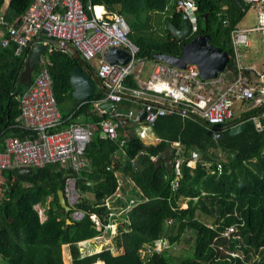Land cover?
I'll use <instances>...</instances> for the list:
<instances>
[{"label":"trees","instance_id":"obj_1","mask_svg":"<svg viewBox=\"0 0 264 264\" xmlns=\"http://www.w3.org/2000/svg\"><path fill=\"white\" fill-rule=\"evenodd\" d=\"M32 1L0 0V16L12 24L25 14ZM81 2L87 12L90 4L104 5L108 10L123 15L130 24L129 38L139 44V55L146 61L155 60L154 54L181 55L183 41H178L167 30L168 21L181 25L176 0L165 17L162 14L169 0ZM194 2L198 34H209L212 44L232 55L226 72L236 74L231 35L250 7L243 3V8H240L232 0ZM203 15H206L204 20ZM6 35V27L0 26V39ZM41 36L57 40L47 34ZM40 46H34L31 51V46H28L24 54L17 55L15 43L6 48L0 45V149L8 137L36 135L35 131L30 130L32 133L15 124L21 113L19 96L34 83V79L25 83L21 81L25 61L29 70L35 68V73L41 70L39 65L33 66L34 60L37 64L40 61L38 56L47 51L45 45ZM35 48L42 53L37 56ZM28 53L34 59H27ZM48 53L52 64L48 71L58 104L71 95L70 75L78 62L70 53L60 49H51ZM126 84L137 88L133 76L127 78ZM102 98L104 95L90 98L81 104L79 113L90 116L91 104ZM100 113L96 109L91 117ZM66 116L62 115V122L50 131L67 128ZM108 117V114H103L93 122L99 126ZM221 127L204 125L176 111L159 118L152 129L153 135L161 139L159 143L145 141L135 128L127 129L124 136L120 135L121 129H117L119 137L114 139L101 136L98 128L85 145L83 165L78 170L50 164L32 169L28 177L20 174V169L2 171V175L7 174V179L0 185V264H72L69 257L66 258L67 263L63 260L64 246L70 248L73 264H264V130L257 131L253 123L247 121L240 135L231 137L229 131H225V137L218 141L216 135L221 133L218 129ZM176 142L182 153L178 170L174 167ZM223 149L237 150L236 158L222 163V175H212L205 164L210 163L211 168L216 169L218 155ZM119 150L124 154V162L113 165L112 155ZM168 150L170 171L167 172L164 159L156 170L153 158L166 154ZM193 150H197L201 159L189 166ZM112 165V170L107 171L106 168ZM121 167L143 201L123 214L125 220L113 235L110 246L91 254L81 253L79 245L102 237L110 223V214H121L127 206L128 202L119 203L120 200L118 203L110 202L122 190L121 179L116 173ZM69 179L75 181L79 196L66 213L58 203L57 192L62 191L66 195ZM173 181L178 182L176 194L172 190ZM86 182L96 184L91 187ZM86 194H91L92 198ZM176 196L189 198L186 208L177 205ZM37 205L44 207V221L40 220L35 209ZM75 212H83L85 217L76 220L73 217ZM201 214L213 218L212 223L204 221ZM92 215L100 217L102 230L91 220ZM68 220L72 223L68 224ZM231 225H236V231L224 236L222 232ZM159 241L165 242V247L155 251ZM181 241L194 243L192 253L172 255L171 246L179 245ZM230 253L241 255L232 257Z\"/></svg>","mask_w":264,"mask_h":264},{"label":"built area","instance_id":"obj_2","mask_svg":"<svg viewBox=\"0 0 264 264\" xmlns=\"http://www.w3.org/2000/svg\"><path fill=\"white\" fill-rule=\"evenodd\" d=\"M241 1L255 10L257 26L249 28L238 26L232 32L237 73L225 70L214 79L202 78L195 64H187L182 69L163 61L153 60L149 78L140 81L139 77L145 68L146 60L139 55V46L129 38L130 27L126 18L116 11L108 10L104 5L90 4L87 12L81 0H33L25 14L12 24L6 23L0 16V26H5L7 32L6 36L1 37L0 45L6 48L11 43H15L16 54L22 55L35 38L45 33L74 46L86 61L98 57V77L109 91L106 100L116 104L128 98L144 100L143 111L146 112L144 122L147 128L140 132V136L145 141L161 142L160 138L149 136L148 131L155 127L159 118L172 115L177 109L192 113L213 127L235 126L251 121L257 131H262L264 130L262 122L264 70L254 72L252 69L244 68L241 64L243 56L241 49L242 46H251L249 40L251 33L258 32L264 39V0ZM175 6L177 11L187 14L192 23L191 32L188 33L186 40L198 35L194 0H176ZM111 47L128 52V61L125 64L107 62L105 55ZM246 71L248 73H245ZM228 73H231L233 78L229 79ZM129 76H133L137 88L126 84ZM148 97L155 100H148ZM19 98L21 113L16 119L15 126L35 131L36 135L27 138L11 136L3 141V147L0 149V173L10 169H41L50 164L78 170L83 165L82 154L85 145L96 128L100 126L108 138L114 139L118 136V123L107 119L99 126L70 123L67 128L51 132L52 128L62 122V115L47 68L38 74L31 87ZM166 102L170 104L169 107L158 104ZM238 104H241L239 109L241 114L236 118L235 110ZM248 114V118L244 117ZM128 117L134 122L140 120L132 111L128 112ZM237 120L239 121L236 122ZM175 146L177 149L174 153V167L178 170L182 163V153L179 143L176 142ZM236 155L235 149H223L218 155L216 169H212L210 163H206L205 166L212 175L216 173L222 175V163L235 159ZM200 159L201 155L197 150H193L189 156V166L197 164ZM153 160L156 161L157 158ZM112 167H107L106 170L111 171ZM69 181L66 182V194L75 193L78 197L75 183L71 184V181L68 183ZM177 186L178 182L173 181L172 190L175 194ZM188 199L176 196L175 202L180 208H186ZM141 201L143 200L130 199L121 214L127 213ZM73 215L76 220L84 218L82 212H75ZM112 217H114L113 213L110 214V220ZM90 218L96 227L102 230L101 220L95 215ZM106 228L111 230V235H114L118 229L117 226L113 228L110 223ZM235 231L236 225H231L225 228L222 234L230 236ZM162 243L165 242L156 243L155 251L165 247H161ZM230 255L236 257L238 254L230 253Z\"/></svg>","mask_w":264,"mask_h":264},{"label":"water","instance_id":"obj_3","mask_svg":"<svg viewBox=\"0 0 264 264\" xmlns=\"http://www.w3.org/2000/svg\"><path fill=\"white\" fill-rule=\"evenodd\" d=\"M235 2L240 8H243L244 4L241 0H232ZM206 15L202 16L204 20ZM192 23L191 20L188 19L187 14L181 13V25L178 26L171 22H167V30L170 31L174 37L178 41H183L181 45L182 53L180 56H174L169 54H154L153 57L155 60L163 61L169 65L184 69L187 64H195L198 66L200 75L205 80L216 78L219 73H222L226 70L227 66L232 61V55L224 51L221 47L215 46L211 43V37L207 33H199L193 38L186 40L188 37V33L191 32ZM59 48L68 51L71 55L75 57L79 64L87 71L86 73L82 70L81 67L75 66L72 69L70 75V84L72 86L73 92L72 97L78 103H85L90 98H92L94 93L95 86L103 87L100 79L96 76L92 69L88 67V65L83 61L79 52L76 50L74 46L69 44L66 41L55 40L54 41ZM129 59V53L124 49L111 47L107 51L105 55V60L111 64H115L117 62L125 64ZM32 71L27 69L26 73L22 75L21 81L22 83L31 82L32 80ZM104 93H109L108 89L105 87L102 88ZM116 103L107 100L103 102H99L96 107L98 109L103 110L107 114H111L114 110ZM177 112L183 114L185 117L193 118L200 123L207 125L205 121L199 119L192 113L187 111H183L177 109ZM140 122H143L146 118V112L142 111L139 114ZM246 128V123H241L235 126H227L225 127V131H229V135L231 137H236L242 133V131ZM221 132V131H220ZM104 136L105 133H104ZM224 132L218 133L216 135V139L219 141L221 138H224ZM170 150L164 155H161L155 161L156 170L161 166L162 159L166 162L167 172L170 171L171 163H170ZM32 171L30 168L20 169V174L25 177H28V174ZM96 183L87 182L86 185L94 187ZM58 203L61 208L68 213L72 206L68 201H66V197L62 191L57 192ZM68 224L72 222L70 220L67 221Z\"/></svg>","mask_w":264,"mask_h":264},{"label":"crops","instance_id":"obj_4","mask_svg":"<svg viewBox=\"0 0 264 264\" xmlns=\"http://www.w3.org/2000/svg\"><path fill=\"white\" fill-rule=\"evenodd\" d=\"M239 26L241 27V24H239ZM43 34H45V33H43ZM41 35H42V33H41ZM39 36L34 42H32V46L30 47V50L29 51H31V49L34 47V46H36V45H41L40 47L42 48V45H45L46 47H47V51L45 52V53H42V52H37L38 50L35 48V50H34V53L38 56L39 54H41L42 53V55L41 56H38L39 57V59H40V61L39 62H37V64H35V60H34V67H36V65H39L40 66V68H41V70H39L37 73H35V68H31L30 70L32 71V80L34 79V81H35V79H36V77L38 76V74L43 70V69H45V68H47V69H49V67L52 65L51 64V62H50V59H49V53L48 52H50L51 51V49H60V50H63V49H61V48H59V46L54 42L55 40H50V39H44L42 36ZM50 50V51H49ZM63 51H66V50H63ZM66 52H68V51H66ZM69 53V52H68ZM28 56V57H27ZM27 59H34V57L33 56H31L30 55V53H28L27 54ZM73 56V55H72ZM81 56V55H80ZM82 57V56H81ZM82 59H83V57H82ZM27 61V60H26ZM26 61H25V65H24V69H23V73H22V75L23 74H25L26 73V71H27V69H29V67L26 65L27 63H26ZM83 61L88 65V61H86V60H84L83 59ZM153 61V60H152ZM152 61H150L151 63H152ZM78 62V61H77ZM43 65H45V66H43ZM77 66H79V67H81L82 68V70L86 73L87 71H85V69H83V67L81 66V64H79L78 63V65ZM88 67L90 68V69H92L89 65H88ZM93 70V69H92ZM144 71V70H143ZM151 71V70H150ZM93 72H94V74L96 75V76H98V71H94L93 70ZM142 74H143V72L141 73V75H140V77H139V80L140 81H146L148 78H149V75H150V72L148 73V77L147 78H141L142 77ZM22 77V76H21ZM228 77H229V79H231V78H233V75L231 74V73H228ZM99 78V77H98ZM31 80V81H32ZM134 80V79H133ZM101 81V80H100ZM135 83H136V81H135ZM101 84H102V82H101ZM136 85H137V83H136ZM70 86H71V84H70ZM102 86L104 87V85L102 84ZM103 87H100V86H95V88H94V93H95V95H104V98H102L100 101H98V102H94V103H92L91 104V110H90V112H91V115H92V113L94 112V110H96V109H98V107H96V105H98V103L99 102H103V101H107L106 99H107V96H106V94L107 93H104V91H103ZM71 88H72V86H71ZM29 89V88H28ZM27 89V90H28ZM26 90V91H27ZM72 92H73V89H72V91H71V95H70V97H68V98H64V100L63 101H61V102H58V108H59V111H60V113H61V115H63V116H65V115H67L65 118H66V120H65V122H67L68 124H70V123H79V124H89V125H92V126H95V123L93 122V121H95V119L96 118H100V117H102V115L103 114H107V113H105L103 110H100V109H98V110H100L101 111V113L100 114H93V117H91V115L90 116H87V114L85 113H79V107L81 106V104H83V103H78V104H76V101L74 100V98L72 97ZM94 95V96H95ZM93 96V97H94ZM148 100H155V99H152V98H150V97H148L147 98ZM127 101H122V102H119L118 104H116V106H115V108H114V110L111 112V114H108L109 115V117L107 118V120H110V119H114V120H112L113 122H117L118 123V125H119V127L117 128V129H121V133H120V135L121 136H124L125 134H126V130L127 129H130V128H135L136 130H138L139 132H141L143 129H144V127H145V125H146V123L143 121V122H140V120H139V122H134L133 121V119L132 118H129L128 117V112L129 111H132V112H134V113H136L137 115H138V117H139V114L143 111V102H144V100H141V99H133V100H128V99H126ZM86 103V102H85ZM158 104H160V105H163V106H167V107H169L170 106V104L169 103H158ZM241 108H243V107H241ZM239 109H240V107H239ZM244 109V108H243ZM240 111V110H239ZM241 112V111H240ZM64 118V119H65ZM120 119V120H119ZM67 124V125H68ZM142 126H144V127H142ZM96 129H98V128H96ZM95 129V131H98V130H96ZM94 131V132H95ZM93 132V133H94ZM100 132V135L101 136H103V137H106V136H104V132L102 131V130H100L99 131ZM118 133V132H117ZM148 133H149V136H151V137H154L153 136V133H152V130H150V131H148ZM3 141H5V140H3ZM124 154H123V152H122V150H119V152H117V153H114L113 155H112V157H113V160H114V162H113V165H114V163L116 162H118V163H120V164H123V162H124V156H123ZM112 165V166H113ZM122 166V165H121ZM113 168V167H112ZM119 171H121L122 173H123V170H122V167L120 168V169H118L117 170V172H119ZM116 172V173H117ZM69 180H72V179H69ZM73 182H74V180H73ZM75 183V182H74ZM87 183V182H86ZM121 187H122V190H121V192L116 196V198H112L111 200H110V202L111 203H118V201L120 200L121 202H119V203H123V202H128L130 199H132V198H135V199H137V200H141L140 199V197L138 196L137 198L136 197H132V198H130L129 197V192L134 188V185L129 181V179L124 175V173H123V179H121ZM78 194V193H77ZM91 195V194H90ZM79 196V195H78ZM86 196L87 197H89V198H92V196L90 197V196H88V194H86ZM65 197H66V195H65ZM125 197H129V198H127V200H125L124 201V199H126ZM67 198V197H66ZM114 199V200H113ZM48 200H50V199H48ZM68 201V200H67ZM35 209L38 211V213L40 214L39 216H40V220L41 221H44L45 219H46V216L44 215V207L43 206H40V205H37L36 207H35ZM114 214V217H112L111 218V220H110V225L111 226H113V228L114 227H119V225L121 224V221H119V215H117V214H115V213H113ZM121 215V214H120ZM123 215V214H122ZM117 222H119V223H117ZM116 224V225H115ZM119 224V225H118ZM109 225V224H108ZM111 230H108V228H105V232H104V234H103V236L102 237H100V238H96V239H93V240H89V241H87V242H83V243H81V245H79V247L81 248L80 249V252L81 251H83V252H86V253H88V254H91V253H93L94 251H90V249H92V248H87L86 249V251L84 250V247L87 245V246H89V243H92L93 242V247L94 246H98V245H96V241H100V246L101 247H106V246H110L111 245V243H112V238H113V235H111V232H110ZM107 234H108V236H107ZM98 239H100V240H98ZM63 248H66V249H68V252H69V250H70V248L68 247V246H64ZM102 248V249H103ZM101 251V250H100ZM68 252H67V255H65L64 254V250H63V260H64V262L65 263H67L66 262V257H69L70 259H71V263L73 264V259H72V257H71V253L70 254H68ZM70 262V261H69ZM98 263H101V264H103L102 262H98Z\"/></svg>","mask_w":264,"mask_h":264},{"label":"rangeland","instance_id":"obj_5","mask_svg":"<svg viewBox=\"0 0 264 264\" xmlns=\"http://www.w3.org/2000/svg\"><path fill=\"white\" fill-rule=\"evenodd\" d=\"M173 5H174V0H169L167 9H166V11L163 12L162 16L165 17V14L171 12V10L173 9ZM154 23H156V22L154 21ZM240 24H241L242 28L256 27L257 26V16H256L255 10L252 8H249L246 16L244 17L243 21ZM162 26H163V23H162ZM249 40L251 41L250 47L242 46L241 52L243 54V57H241V64L244 68L252 69L254 72L255 71L261 72L264 70V39L258 32H254V33L249 34ZM88 64L94 71H98V68H99L98 57H96V59H94L92 61H88ZM151 68H152V63L150 61H145V68H144V71H143V74L141 77L142 79L148 77V73L150 72ZM240 106H241V104L236 105V110H235L236 118L239 117L241 114V112L239 111ZM243 108L246 109L245 107H243ZM142 127H144V126H142ZM144 128H147L146 125ZM117 175L120 177V179H123V173L121 171L117 172ZM6 179H7V174L2 175L0 173V185H3V182H5ZM70 181H71V184L74 183L73 180H70ZM70 181L68 183H70ZM88 196L91 197L92 195L88 194ZM66 197H67V200L71 206H73L74 203L78 199V197L75 196V193H73L72 195H70V193H68V195ZM129 197L130 198H132V197L137 198L138 197L134 188L129 192ZM129 197H125L126 199H124V201L127 200V198H129ZM113 198H116V196ZM73 217H74V215H73ZM118 217H119V221H121V222H123L125 220L124 216L122 214L119 215ZM200 217L202 219H204V221H206L209 224L212 223V221H213V218L208 217L204 214H201ZM117 223H119V222H117ZM98 240H100V239H98ZM95 243L98 246L93 247V242H92V243H89V246L86 245L84 247V250L86 251V249L89 247L92 248V249H90L91 252L102 250L103 247L100 246V241H96ZM164 246H165V243H162L161 247H164ZM192 246L194 249L195 245L193 242L181 241L179 243V245L171 246L170 251L172 252V255L186 256V255L192 253V251H191ZM63 250H64V254L67 255L68 249L63 248ZM147 251H148V249L143 251V256H145ZM81 253L86 254V252H83V251H81ZM227 253L228 252H226V254ZM68 254H70V250H69ZM235 254H237V253H235ZM239 255H241V254H239ZM250 263H252V262H249V264Z\"/></svg>","mask_w":264,"mask_h":264},{"label":"bare ground","instance_id":"obj_6","mask_svg":"<svg viewBox=\"0 0 264 264\" xmlns=\"http://www.w3.org/2000/svg\"><path fill=\"white\" fill-rule=\"evenodd\" d=\"M99 9V8H98ZM119 13V12H118ZM127 20V19H126ZM128 24H129V22H128ZM130 25V24H129ZM43 34V33H42ZM251 42V41H250ZM13 44V43H12ZM139 45V44H138ZM29 46H32V44L31 45H29ZM9 47V46H8ZM244 48V47H243ZM141 49V48H140ZM28 51V50H27ZM24 54V53H23ZM243 57V56H242ZM234 61V60H233ZM89 65V64H88ZM43 66H45V65H43ZM229 66V65H228ZM247 69V68H246ZM247 73V72H246ZM130 77V76H129ZM128 77V78H129ZM53 80V79H52ZM54 84V83H53ZM54 86V85H53ZM54 89V88H53ZM55 93V92H54ZM55 96H56V94H55ZM123 101V100H122ZM121 101V102H122ZM176 113V112H175ZM165 117V116H164ZM110 120H114V119H110ZM120 120V119H119ZM157 124V123H156ZM21 127V126H20ZM60 127H61V125H60ZM60 127H58V128H60ZM99 128H100V126H99ZM27 130V129H26ZM30 131V130H29ZM30 132H32V131H30ZM96 132V131H95ZM33 133V132H32ZM31 133V134H32ZM118 134V133H117ZM94 137V136H93ZM119 137V136H118ZM117 137V138H118ZM92 140V139H91ZM122 142H124V141H122ZM124 145V144H123ZM87 147V146H86ZM86 150V149H85ZM84 160V159H83ZM133 161H135V160H133ZM136 164V163H135ZM50 166V165H49ZM60 166V165H59ZM136 167V166H135ZM17 170V169H16ZM3 172H5V171H3ZM71 177V176H70ZM76 180V179H75ZM75 182V181H74ZM75 189H76V187H75ZM79 195V194H78ZM69 197V196H68ZM80 199H81V197H80ZM78 200V199H77ZM77 211V210H76ZM83 213V212H82ZM85 217V216H84ZM98 218H100V217H98ZM81 220V219H80ZM107 236H108V234H107Z\"/></svg>","mask_w":264,"mask_h":264},{"label":"flooded vegetation","instance_id":"obj_7","mask_svg":"<svg viewBox=\"0 0 264 264\" xmlns=\"http://www.w3.org/2000/svg\"><path fill=\"white\" fill-rule=\"evenodd\" d=\"M227 126H229V125H225V126H222L221 128H219V131H221V132H225V127H227Z\"/></svg>","mask_w":264,"mask_h":264}]
</instances>
